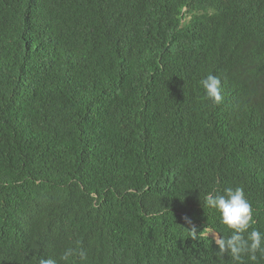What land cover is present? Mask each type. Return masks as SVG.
Here are the masks:
<instances>
[{"label":"trees","instance_id":"16d2710c","mask_svg":"<svg viewBox=\"0 0 264 264\" xmlns=\"http://www.w3.org/2000/svg\"><path fill=\"white\" fill-rule=\"evenodd\" d=\"M229 187L264 232V0H0V264H234Z\"/></svg>","mask_w":264,"mask_h":264},{"label":"clouds","instance_id":"9594fccd","mask_svg":"<svg viewBox=\"0 0 264 264\" xmlns=\"http://www.w3.org/2000/svg\"><path fill=\"white\" fill-rule=\"evenodd\" d=\"M206 97L215 104L223 102L221 78L218 75L208 74L200 81ZM205 207L215 209L220 214V222L227 226L231 234L227 237L215 234V244L220 255H228L234 264H243L244 258L255 262L264 258V232L252 228L254 208L246 198L243 187L225 188L223 192L213 188L203 197ZM251 229V230H250ZM205 229L199 233L204 235ZM191 238H197V229L191 228ZM78 257L80 264H86L88 253L83 248L65 249L60 256L47 259L41 257L39 264H59L63 261L68 264L70 258Z\"/></svg>","mask_w":264,"mask_h":264},{"label":"rangeland","instance_id":"374dc122","mask_svg":"<svg viewBox=\"0 0 264 264\" xmlns=\"http://www.w3.org/2000/svg\"><path fill=\"white\" fill-rule=\"evenodd\" d=\"M211 235H212V237H214L215 238V233H211ZM217 235V234H216Z\"/></svg>","mask_w":264,"mask_h":264}]
</instances>
